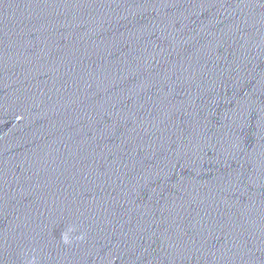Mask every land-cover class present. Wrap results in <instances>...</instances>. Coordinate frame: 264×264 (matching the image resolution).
Returning a JSON list of instances; mask_svg holds the SVG:
<instances>
[{"label":"water","instance_id":"water-1","mask_svg":"<svg viewBox=\"0 0 264 264\" xmlns=\"http://www.w3.org/2000/svg\"><path fill=\"white\" fill-rule=\"evenodd\" d=\"M0 264H264V0H0Z\"/></svg>","mask_w":264,"mask_h":264}]
</instances>
